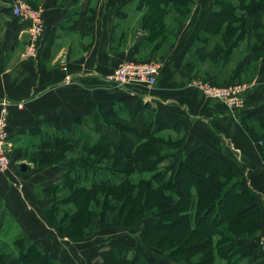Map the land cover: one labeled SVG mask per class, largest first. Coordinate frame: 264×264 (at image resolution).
Returning <instances> with one entry per match:
<instances>
[{
    "label": "trees",
    "instance_id": "trees-1",
    "mask_svg": "<svg viewBox=\"0 0 264 264\" xmlns=\"http://www.w3.org/2000/svg\"><path fill=\"white\" fill-rule=\"evenodd\" d=\"M180 2L192 4L194 0H139L138 6L166 8L179 5ZM263 16L264 0H215V6L207 16L202 34L196 38L198 58L202 61L211 60L216 64L223 60L224 65L233 57L242 42L247 41L248 52L234 70V75L239 77L245 68L264 54V23L259 22ZM162 29L163 25L156 29L154 37L159 36ZM218 33H221V39L215 41ZM258 34L261 37L258 43H254V37ZM143 92L139 90L135 93L136 104L132 110L131 107H122L138 118L141 126L112 123L111 116L104 114L103 120L109 124L106 128L112 132L111 136L103 132L99 138V144L102 146L87 154L88 161L93 165L79 161L63 173L64 186L80 188L74 190L76 194L72 199L77 196L78 201H83L95 188H118L123 184L130 188L133 181L138 185L145 183L144 198L154 199V203L162 208L160 214L169 217L166 222L149 225L151 233L161 237L160 246L167 244V239H174L178 244L169 252V260L165 264H183L179 260L180 255L185 256L184 260H187L199 250L202 254L194 264H214L217 259L222 260L224 264H239L242 259L254 255L260 250L256 234L262 228L264 218L255 190L247 182L236 179L230 163L207 145L201 144L189 152H185L183 145H179L168 147L172 150L169 153L162 152L161 145L168 144L157 134L168 128L181 132L183 123L168 112L153 109L149 103H145ZM129 104L131 105L130 102ZM119 109H114L115 114L112 116L117 115ZM144 109H151L149 120L142 117ZM242 121L254 140L258 139L255 135L256 127L259 126L264 132V111L243 115ZM77 127L75 124H65V134L48 136L38 147L40 152L35 154L33 161L40 157L44 159L43 163L51 162L57 153L69 148L70 142H73L72 146L82 144L83 147L93 143L88 140L82 142L81 138H76L74 133L78 131ZM260 139L259 150L264 161V133ZM112 149L117 152L118 159L112 158L109 166L121 163L125 164V169L98 165L107 160L108 155L103 150L110 152ZM167 156L171 157L173 162L161 168V163ZM146 171L151 172L147 179L135 181L130 177ZM86 183H89L90 187L86 186ZM53 187V183H48L44 189L49 192ZM135 189H128V202L138 196V190ZM59 209L60 207L54 210V214H57ZM95 215L91 214V217L94 218ZM1 225L0 220V229ZM72 225L73 221L62 226L66 229ZM23 239L15 241L18 251L4 255L2 264H63L46 252L38 241L26 245L27 249L24 248L27 242ZM145 252L144 245L137 244L134 255L130 257V250L125 244L110 245L101 251L94 264H164L156 256H148ZM33 260L36 262L32 263ZM253 264H264V260L261 258Z\"/></svg>",
    "mask_w": 264,
    "mask_h": 264
},
{
    "label": "crops",
    "instance_id": "crops-1",
    "mask_svg": "<svg viewBox=\"0 0 264 264\" xmlns=\"http://www.w3.org/2000/svg\"><path fill=\"white\" fill-rule=\"evenodd\" d=\"M14 1L0 0V111L5 101L10 103L9 151L20 138L23 142L27 141V147L38 148L41 135L46 132L43 129L53 119L56 121L53 120L52 124L60 120L63 125L81 121L83 112L70 111L68 120L64 121L61 111H58L63 104L70 103V96L62 94L60 101L63 104L49 110L33 107L52 94L70 92L71 99L75 100L77 91L71 89L74 86L90 89L94 82L104 80L110 83L106 75L140 51L141 40L137 39L141 37H137V32L142 31V23L136 24L133 18L139 19L143 14L138 6L139 0H27L33 7L43 10L45 32L36 56L26 57L27 26L12 16ZM131 2H135L134 9L131 5L128 8ZM212 5H215V0ZM206 20L207 15L201 28H204ZM201 32L203 29L192 37L185 36L186 46L177 45L171 52L160 56L162 69L157 84L153 89L144 90L143 100L153 109H162L182 121L185 152L204 144L226 159L236 179L247 182L255 190L257 202L264 213V161L259 144L247 132L242 121L243 115L264 111V54L256 63L257 74L253 79L254 87L249 89L247 108L236 111L224 101L207 97L190 83L195 72H191L187 55L192 49L196 54V38ZM246 42L235 50L233 57ZM200 63L210 64L207 60H200ZM215 73L212 77L216 76ZM115 95L102 100L89 99L87 108L90 111L86 113H93L95 109L106 111L116 108L117 104L123 107L127 99L136 94L118 87ZM18 103H22L19 107L23 108L22 114L14 112ZM37 124L39 126L35 128ZM170 131L178 133L174 129ZM29 135H33L36 143L28 139ZM7 184L13 185L11 192L3 188ZM0 194L6 197V204L14 212L20 213L22 208L31 207L28 200L30 192L15 182L8 172L0 174ZM36 214L39 224H45L43 216L39 212ZM36 229L34 234L39 235Z\"/></svg>",
    "mask_w": 264,
    "mask_h": 264
},
{
    "label": "rangeland",
    "instance_id": "rangeland-1",
    "mask_svg": "<svg viewBox=\"0 0 264 264\" xmlns=\"http://www.w3.org/2000/svg\"><path fill=\"white\" fill-rule=\"evenodd\" d=\"M212 3L213 0H194V3L192 4H183L180 2L179 5L175 4L174 6L166 8L161 6L149 7V5L140 8V11L143 13L142 16H140L139 19H137V17L133 18L136 24L142 23V31H138L140 34L137 32V37H141L137 39V41L141 40V46L139 47L140 51H138L135 56L129 57L126 60H156L161 63L160 56L162 54H167L168 51L171 52L172 48L177 45L181 47L182 45L186 46L185 38L192 37L198 31L203 29L201 28L203 19L206 15L208 16L210 12L209 9H213L215 6H213ZM130 5L134 9L135 2L128 4V8ZM259 22L264 23V16L262 17V21L259 20ZM162 25V33L159 36L157 35L154 37V32ZM224 26H226V24ZM260 37V34L254 37V43H258ZM220 39L221 33L216 34L215 41ZM196 44H198V42H196ZM242 47L239 48L236 55L231 57L229 62H226L224 65L222 64L223 60H221L219 64H216L211 60H207L210 64H201L200 59L197 54L194 53L193 49L192 52L188 51L190 54L187 55V59L191 63V72H195V74L192 75L190 83L194 85L193 81L195 80L203 81L206 79H217L221 83L240 82L248 83L249 89L254 87L253 79L257 74L256 63L260 59L245 68L239 77L234 75V70L236 69L238 62L241 60V57L245 56L248 52L247 49L249 43H244ZM218 65L219 68H217ZM217 69L220 70L217 71ZM113 70L108 74H111ZM212 73H215L216 76L212 77ZM118 87L119 86L116 83H107L104 80H101L99 82H94V84L89 87L90 89L82 86H74L71 88L75 89V92L77 91L75 100L71 99V95H69L71 94L70 92H68V94L64 92L46 97L44 99L45 101L40 103L42 106H38L40 104L35 103L37 106L35 105L33 107L34 109L44 108L49 110L55 105L59 106L63 104L60 101L63 99L62 94L63 96H70V103L63 104L58 111H61L65 118L64 121L68 120L67 117H69L68 113L70 111L75 110L78 113L83 112L84 115L80 122L70 124L78 126V131L74 133L76 138H81L82 142L88 140L93 143L83 147L82 144L72 146L73 142H70L69 148L66 151L57 153L49 163H43L42 161H44V159L40 157L37 161H33V157L40 152V149L27 147V141L23 142L22 138L15 143V146H11V151L8 150L10 163L7 172L12 175L15 182L28 189L30 192L28 200L31 207L28 209L24 208V210L22 208L20 213L14 212L10 210L8 204H6V197H3L2 194H0V220L2 223L0 229V264H2V258L4 255L18 251L15 246V241L20 238H24L25 242H27L24 245V248L28 247L26 245H29L34 241H38L40 246L43 244V247H41L63 264H94L96 261L95 258L100 256L101 251L104 248H108L110 245L118 246L121 243L129 248L130 257L134 255L136 245L143 244L146 255H154L164 264L168 262L169 252L175 248L174 245L178 244L175 243L174 239H167V244L160 246L159 244L161 242L159 239H161V237H156L151 233V226L149 225L166 222L169 217H163V215L160 214L162 208L161 206H158L157 203H154V199L144 198L143 192L146 187L145 183L138 185L133 181L132 186H129L130 188H126L127 186L125 184L118 188H95L88 193L89 195H87L86 199L83 201H78L79 198L77 196L72 199V196L76 194L74 190L78 188L77 186L68 187L62 184L63 173L68 167L72 166L73 163L77 164L81 161L93 165L91 161H88L87 154L102 146L99 144V138L103 132H107L106 134L108 135L112 132L109 128H106L109 127V124L107 121L103 120L104 114L108 113L109 116H111L110 121H112V123L115 122L118 124L124 123L141 126V121H139L138 118H135L129 110L126 111L125 109H122V106H119L118 104L115 106L116 108H108L106 111L103 109H101L102 111L95 109L93 113H86V111H90L87 108L89 106V99L95 98L97 100H102L108 96H116L115 93ZM196 87L202 92L198 86ZM153 88L154 87L150 89ZM19 104L22 103H18L15 109L16 111H14L15 114H22L21 110L23 108H19L21 107ZM124 104L126 107H131L132 110L136 104L135 96L129 97ZM43 105H45L46 108L43 107ZM99 105L101 104L99 103ZM104 107L105 106L100 108ZM114 109H119L120 111L118 110L119 113L112 116L115 114V111H113ZM142 113L143 118H147V120L151 118V109H144ZM9 119L10 116L8 111V120ZM53 120L56 121V119ZM53 120L51 123L46 124V127L43 129L44 131L46 130V132L41 135L40 141L38 142L40 145L44 143V140L47 139L48 136H61L65 134L63 130L64 125L59 123L60 120H57V123L52 124L55 122ZM38 126L39 124L34 127L36 128ZM171 129H163L157 134L158 137L163 139L164 142L169 145H161L160 150L164 153L172 151L169 150L168 147L182 146L185 142L184 133H173L170 131ZM256 130L258 134L255 132V135L258 136L259 140L257 139L255 142L258 143V147H260L261 134L264 132L259 126L256 127ZM130 136L133 137L132 134H130ZM36 137H38V135ZM28 139L36 143V139L33 135H29ZM103 152H105L108 157L105 162L98 163L99 166H108L121 170L125 169V164L121 163L109 166L112 158H115L116 160L118 159L117 152L114 149L110 152L109 150H103ZM172 162L173 159L167 156V158L162 161L161 168L169 166ZM150 175L151 172L146 171L144 173H135L130 177L132 180L137 181L141 178L147 179ZM45 178L46 180L42 181ZM48 183H53L55 186L51 188L49 192L44 189ZM7 185L3 188L8 192H11L13 185L11 184L9 187H7ZM85 185L90 187L89 183H86ZM134 187L136 188L135 191L138 190V196L136 199L128 202V189L134 190ZM79 189L80 188H78V190ZM58 207H60L59 212L54 214V210ZM91 210L94 212H91ZM36 212H39L43 216L42 218L45 224H39ZM91 214L96 215L92 218ZM72 221L74 222V225L67 227L66 229L63 228L62 225L64 223ZM34 229H36V232L37 230L40 232L39 235L34 234ZM38 237L42 244L38 240ZM256 237H264V229L261 228L256 234ZM183 239L182 242H184ZM171 241L173 242L170 243ZM197 253L191 254L187 259L188 261L184 260L185 256L180 255L179 260L183 264H194L197 259H200L202 254L200 252ZM31 254L32 253H30V255ZM261 258H263V253L262 250H259L254 255L242 259L239 264H253ZM31 262L34 263L36 261L33 260ZM216 263L224 264V262L219 259H217ZM209 264H213V262Z\"/></svg>",
    "mask_w": 264,
    "mask_h": 264
},
{
    "label": "built area",
    "instance_id": "built-area-1",
    "mask_svg": "<svg viewBox=\"0 0 264 264\" xmlns=\"http://www.w3.org/2000/svg\"><path fill=\"white\" fill-rule=\"evenodd\" d=\"M11 14L27 26L28 42L24 55L26 57L36 56L45 32L43 10L33 7L27 0H15L11 5ZM64 69L67 70L68 68L65 66ZM161 69L162 63L156 60H125L111 74L106 76V80L136 93L139 90L144 91L155 87ZM193 84L198 86L207 97L221 99L231 109L244 111L247 108L248 83H219L215 80L206 79L203 81L195 80ZM9 104L5 101L0 111V174L7 173L10 163L7 148ZM19 105L22 106V104ZM259 247L262 250L264 260V237L259 238Z\"/></svg>",
    "mask_w": 264,
    "mask_h": 264
}]
</instances>
